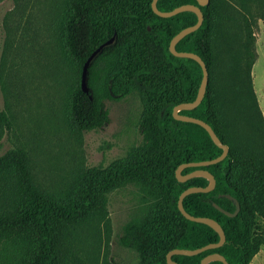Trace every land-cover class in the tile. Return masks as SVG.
Here are the masks:
<instances>
[{"label": "trees", "instance_id": "obj_1", "mask_svg": "<svg viewBox=\"0 0 264 264\" xmlns=\"http://www.w3.org/2000/svg\"><path fill=\"white\" fill-rule=\"evenodd\" d=\"M151 1L68 0L64 48L78 76L67 104L68 126L76 134L98 130L108 121L105 100L136 94L142 106V140L109 166L86 169L62 196L35 184L24 149L0 156V264H69L66 243L71 230L92 216L106 221V196L126 185L138 187L143 212L125 223L119 241L136 252L139 264H166L172 249H196L219 240L212 228L185 219L177 208L185 189L205 187L208 181L195 177L178 182L175 169L183 163L214 159L222 152L202 127L172 116L175 105L195 99L202 71L196 61L173 56L169 43L179 31L194 25L197 17L190 11L159 17ZM184 4L197 5V1L158 0L156 5L160 11H171ZM199 8L201 25L175 49L201 58L208 84L200 104L180 113L207 123L227 145L228 154L216 164L200 167L213 175L215 187L187 195L183 208L192 216L217 221L226 241L216 249L172 259L178 264H200L206 255L219 253L228 264H249L264 246V233L257 225L258 219L264 220V123L250 77L255 53L248 48L253 38L249 34L241 42L225 24L231 18L218 11L214 0ZM261 19L264 22V15ZM113 36L112 44L88 68L90 93L85 94L80 88L82 67ZM239 75L243 87L237 105L234 92ZM4 128H9V121L0 111V130ZM195 169L185 168L182 174ZM235 201L240 208L234 217L214 206L233 213ZM5 245L12 248L10 256L4 255Z\"/></svg>", "mask_w": 264, "mask_h": 264}, {"label": "rangeland", "instance_id": "obj_2", "mask_svg": "<svg viewBox=\"0 0 264 264\" xmlns=\"http://www.w3.org/2000/svg\"><path fill=\"white\" fill-rule=\"evenodd\" d=\"M229 15L241 42L252 34L253 94L264 123V0H214ZM68 0H0V111L9 128L0 130V156L15 148L28 153L35 184L65 195L90 168H105L141 143L142 106L136 94L105 100L108 121L98 130L76 134L68 126L67 104L77 70L64 48ZM244 55L243 51V56ZM248 60V57H247ZM242 76V72L240 74ZM234 92L241 103L243 81ZM225 104L224 102H222ZM138 187L126 185L106 196V221L92 216L67 236L69 264H139L135 251L120 244L122 227L140 215ZM264 233V220H257ZM4 255L12 248L4 246ZM249 264H264V246Z\"/></svg>", "mask_w": 264, "mask_h": 264}, {"label": "water", "instance_id": "obj_3", "mask_svg": "<svg viewBox=\"0 0 264 264\" xmlns=\"http://www.w3.org/2000/svg\"><path fill=\"white\" fill-rule=\"evenodd\" d=\"M157 1L158 0H152L151 1V9H152L153 13H155L159 17L168 18V17H172V16H174L178 13L184 12V11L193 12L197 17V21L194 25L186 27V28L182 29L181 31H179L176 35L173 36V38L171 39V41L169 43L168 49H169V52L173 56L179 57V58H189V59L196 61L199 64L201 71H202V78H201V82H200L199 89H198V92H197L195 99L191 102H188V103H180L178 105H175L172 109V116L177 121L193 123V124H196V125H199L200 127H202L208 133L212 142L218 148H220L222 150L221 154L214 159L206 160V161H200V162L183 163V164H180L175 169V178L178 182H185V181H187L191 178H195V177H203L208 181V185L205 187H200V186L194 187V186H192V187L185 189L178 197L177 208L185 219L192 221V222L205 224V225L209 226L210 228H212L219 236V240L216 243L208 244V245L200 247V248H196V249H172V250L168 251V253L166 254V264H178L176 261H174L172 259V256H174V255L195 256V255H198V254H200L206 250L216 249L218 247H221L226 241L225 233L217 221H215L214 219H211V218H207V217H195V216L188 214L185 211V209L183 208V199L187 195L192 194V193H207V192H210L214 189L215 179H214L213 175L211 173H209L207 170L200 168V167H206V166L213 165V164H216V163L222 161L228 154V147H227V145L223 144L220 141V139L217 137V135L214 133L212 128L207 123H205L204 121H202L200 119H197V118H194V117H191L188 115H183L180 113L181 111H184V110H192L200 104V102L202 101V99L204 97L205 91H206L209 75H208V70L205 66V63L201 60V58L197 54L192 53V52H186V51H177L175 49V46L182 38H184L186 35L194 32L201 25L202 20H203V15H202V12H201L199 6L206 5L209 2V0H196L197 5L184 4V5H181V6H178L174 9H172L171 11H160V10H158L157 5H156ZM114 36L111 37L106 42H104L103 44H101L97 49H95L91 53V55L87 58V60L85 61L84 65L82 67L81 73H80V88H81L82 92H84L85 94L90 93V88L88 85V68H89L90 64L92 63V61L95 59V57L102 51V49L104 47L112 44V42L114 40ZM89 98L91 99V96H89ZM188 167H196V169L187 173V174H182L183 169L188 168ZM226 197L232 199V197L229 195H227ZM214 206L220 212L224 213L225 215H227L229 217H234L235 215H237L239 208H240L239 203L237 201H235L236 208H235V211L233 213H230L228 211L223 210L222 208H220L216 204ZM212 261H219L222 264H228L227 261L225 260V258L222 255H220L219 253H210V254L206 255L205 257H203L201 259L200 264H208L209 262H212Z\"/></svg>", "mask_w": 264, "mask_h": 264}]
</instances>
